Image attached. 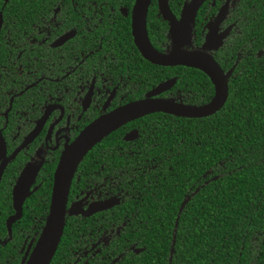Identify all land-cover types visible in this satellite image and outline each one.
<instances>
[{"label":"flooded vegetation","instance_id":"af4514ba","mask_svg":"<svg viewBox=\"0 0 264 264\" xmlns=\"http://www.w3.org/2000/svg\"><path fill=\"white\" fill-rule=\"evenodd\" d=\"M192 1L0 0V264L29 261L57 164L82 130L143 100L197 107L212 99L214 86L200 70L143 58L133 37L142 18L158 54L203 52L223 73L231 70L227 95L230 79L259 68L264 0H202L186 21ZM209 33L219 42L203 49ZM215 113L148 112L88 150L69 181L48 264H171L177 227L187 221L199 228L197 196L218 178L215 167L192 171L185 153L200 142L186 143L184 130ZM262 233L247 240V264ZM174 264H185L182 254Z\"/></svg>","mask_w":264,"mask_h":264},{"label":"trees","instance_id":"16d2710c","mask_svg":"<svg viewBox=\"0 0 264 264\" xmlns=\"http://www.w3.org/2000/svg\"><path fill=\"white\" fill-rule=\"evenodd\" d=\"M261 61L259 68L250 65L230 79L223 107L200 121L201 127H185L186 143L200 142L196 147L190 144L185 153L192 171L195 165L201 173L215 167L218 178L197 196L199 228L186 220L177 227L171 264L179 253L185 264H247L245 246L254 231L263 233L251 264H264V57ZM191 214L194 218L193 210ZM180 241L184 248H177Z\"/></svg>","mask_w":264,"mask_h":264},{"label":"water","instance_id":"95a60500","mask_svg":"<svg viewBox=\"0 0 264 264\" xmlns=\"http://www.w3.org/2000/svg\"><path fill=\"white\" fill-rule=\"evenodd\" d=\"M142 1L145 0H139L141 3ZM201 1L202 0H193L185 9L182 19L186 21L191 19L196 6ZM141 22L142 31H139L138 27L135 26L133 37L135 45L143 58L159 65L179 64L200 70L210 79L214 86L213 97L207 104L197 107L184 105L174 106L164 101H139L122 107L106 117L98 119L89 127L82 130L73 143L62 154L57 164L53 177L49 212L45 226L36 249L27 264H48L61 233L64 201L71 176L86 152L103 137L116 129V126L128 118H134L152 111H165L186 118L205 117L219 110L227 98V78L230 76L231 70L223 73L214 60L203 52H175L174 54L166 56L158 54L150 47L147 41L143 30V18ZM173 36L177 37L176 35ZM214 38L215 36L211 33L207 34L203 49H210L218 44V38L215 43H211ZM183 204L184 202L181 206Z\"/></svg>","mask_w":264,"mask_h":264}]
</instances>
